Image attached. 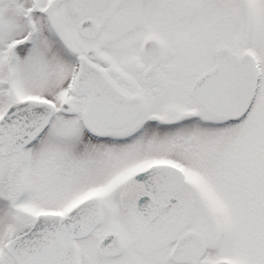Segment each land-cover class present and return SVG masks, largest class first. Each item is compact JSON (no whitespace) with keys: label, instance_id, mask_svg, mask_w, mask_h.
I'll return each instance as SVG.
<instances>
[{"label":"snow or ice","instance_id":"obj_1","mask_svg":"<svg viewBox=\"0 0 264 264\" xmlns=\"http://www.w3.org/2000/svg\"><path fill=\"white\" fill-rule=\"evenodd\" d=\"M0 264H264V0H0Z\"/></svg>","mask_w":264,"mask_h":264}]
</instances>
